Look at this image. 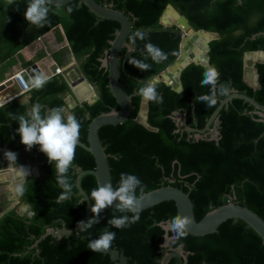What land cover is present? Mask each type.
Returning <instances> with one entry per match:
<instances>
[{
	"label": "trees",
	"instance_id": "obj_1",
	"mask_svg": "<svg viewBox=\"0 0 264 264\" xmlns=\"http://www.w3.org/2000/svg\"><path fill=\"white\" fill-rule=\"evenodd\" d=\"M111 3L113 8L123 11L131 22L129 37L137 29L146 34L144 41H137V51L132 56L143 59L144 44L151 42L168 57L152 65L149 71H141L128 63L126 47L121 49L119 81L126 93L132 94L141 86L139 79L149 80L162 71L179 54L177 28L159 24L166 4H172L182 13L194 29L214 31L219 38L209 42V63L219 73V82L228 83L233 90L253 97L264 105V62L255 64L258 87L249 85L244 79L243 56L247 51L264 50V0H96ZM28 0H15L9 6L0 0V79L4 72L19 59L26 67L20 50L29 46L40 36L61 26L68 45L52 53L53 59L62 64L67 49L77 61V70L94 86L98 98L93 103H77L68 108L65 98L71 94L64 73L46 78L44 86L30 88L25 95L27 102L12 99L0 105V147L17 154L13 166L39 163L41 174L23 182L24 191L19 193L20 204L0 217V264H113L107 252H93L87 248L90 239L97 238L106 228L116 232L110 249L123 252L131 264H160L168 251L163 243L166 231L163 224L177 215L174 201L167 200L141 210L137 223L122 229L108 225L113 215L131 216V212H119L109 207L99 216V223L85 232L57 238L47 235L34 243L47 227L73 228L84 221L86 202L76 187L77 170L94 169L93 155L77 145L74 167L69 169L72 191L69 198L57 203L62 189L55 178V166L34 145L27 150L20 142L16 129L18 122L9 113L24 115L37 102L46 111L53 107H64L66 114L74 115L81 123L79 140L87 144L88 126L93 117L119 108L108 86V70L103 58L110 47V40L120 24L112 19L100 18L78 0L56 7L50 5V23L44 27L30 25L24 17ZM19 9H15L16 7ZM74 7L69 14L67 8ZM133 44V43H132ZM44 52L38 53V58ZM204 66L191 63L181 72V93L164 82L157 84L163 96L162 103L148 101L147 123L149 129L137 120L142 97H131L129 117L118 124L104 125L98 129V137L108 154L112 185L118 184L121 172L136 175L146 186L145 192L163 185H171L186 192L192 203L195 219H201L211 209L225 204L229 197L235 203L245 205L264 219V116L253 113L254 107L241 98H232L219 110V140H207L212 134L196 139L194 132L186 127L202 129L219 102L208 108L196 100L200 94L208 93L201 87ZM231 91V92H232ZM176 113L181 119L176 120ZM86 117V118H85ZM184 121L185 125L181 124ZM212 128V126H211ZM44 160V161H43ZM81 186L89 196L98 187L96 178L86 174ZM139 194V189H137ZM18 194V192H17ZM83 203H80L83 201ZM90 205L92 201L89 199ZM28 205L20 213V205ZM31 212V214H29ZM92 218V212L90 211ZM183 244L189 252L185 264H264V243L261 237L243 220L228 219L217 230L206 235L188 233L186 238L175 241L173 248ZM168 264H179L172 257Z\"/></svg>",
	"mask_w": 264,
	"mask_h": 264
},
{
	"label": "water",
	"instance_id": "obj_2",
	"mask_svg": "<svg viewBox=\"0 0 264 264\" xmlns=\"http://www.w3.org/2000/svg\"><path fill=\"white\" fill-rule=\"evenodd\" d=\"M71 1L73 0H59L60 5ZM237 1L240 3L242 0ZM56 2L57 0H53V3ZM78 2L79 4L84 3L98 17L112 19L120 24V27L115 32L113 39L110 40V47L106 51L105 58H103V65L106 66L108 70V86L117 104L119 105V108H112L108 112H102L93 117L88 126L87 144L81 142L80 140L78 141V145L84 148L85 150L89 151L93 155L95 160L94 169L78 168V174L76 177V187L78 189V194H81L86 202V214L84 221L87 222V220L91 219L90 201L87 198L88 195L81 186V179L84 175L91 174L96 178L98 186L100 183L103 184L106 182H110L112 184L110 167L107 160L108 154L105 152L104 147L101 145V142L98 137V129L104 125L122 123L129 117L131 111V97L136 94L137 90L135 89L132 94H128L122 88V85L119 81V61L121 49L123 47L127 48L125 57L130 59L132 57V52L137 51L138 44L137 41L135 44H132L128 43L126 40L131 30V22L129 20L128 15L125 14L123 11L113 8L111 3L102 4L96 0H78ZM168 12L175 13L177 17L174 19L169 17ZM159 24L162 27L175 26L177 28V31L175 32V37L180 38L179 54L162 71L155 74L150 79L155 78L159 82H164L165 84L171 86V88H173L175 91L180 92L179 89L182 88L180 79L182 70L191 63L201 64L204 67L210 65L208 55L209 42L213 39L219 38V34L217 32L207 31L204 29H194L190 25L189 20L170 3L166 4L161 16L159 17ZM189 32H192V34H189ZM47 33L40 36L33 43L43 40ZM200 34H208L209 38L201 44V47L204 52L201 54H196L193 51V47L197 44ZM52 52L53 49H48L45 56H43L42 58H39L38 60L32 62L26 67L22 66L20 70L14 72L8 77L0 79V105L12 99H20L21 101L26 102L24 100L26 92L23 91L25 87L32 88L29 82L30 77H35V75L37 74H43L46 79L52 75H55L58 69L61 71V73L66 71V68L60 67L59 64L53 60ZM247 60L252 61L251 65L253 68L254 76L251 80H249L246 76ZM46 61H51V64L49 67V72H47V74L45 75L42 68L43 63ZM243 62L245 81L253 87H258V73L255 68V64L259 62H264V50H254L245 52L243 56ZM81 79L87 81L93 91V96L82 100L76 98V100H74L71 104L68 103L69 100H67L66 97L65 101L67 103L68 108H73L77 103L81 102H87L91 104L98 98L94 86L87 80V78L81 74ZM139 81L145 82V80L143 79H139ZM68 84L72 92V84L69 82ZM232 98L244 99L245 101L253 105V113H257L261 117L264 116L263 104H260L253 97H250L245 93L233 90L228 96L220 100L219 105L215 108V110L209 117L206 125L202 129L191 127H186V129L189 132H194V137L196 139L205 137L207 136V134L212 132V135L208 137L207 140L218 141V127L220 124L218 113L222 106L227 104L228 101H230ZM147 111L148 101H144L142 99L140 110L137 115V120L144 124L147 128L155 130V128L151 127L147 123ZM141 112H143L142 117H140ZM175 115L176 120L179 121L181 119V114L176 113ZM181 124L185 125V122L182 121ZM6 151L11 150L0 147V196L2 195L5 198L4 202L0 201V217L8 210L20 204V192H18V194H15V192H13L9 188V185L13 182L12 177H14L16 181L22 180L24 182L29 177H38L41 174L40 162L35 164L28 162L23 165L13 166L12 162H9L4 156V153ZM20 166L29 169V175L26 178H20L16 175V169ZM10 171H12V173ZM167 200L174 201L176 205L177 214L188 215L192 218L193 222L189 225L188 233L194 235L210 234L215 232L219 225L228 219H241L261 237L262 242L264 243V219L258 213L248 208L247 206L235 203L232 200V197H229V201L227 203L211 209L201 219L196 220L193 210V203L189 195L180 188L171 185H163L145 192L142 203V210ZM116 203H118V201L114 202L113 206L111 207L115 209ZM20 206L19 212L21 213L26 212L29 209V206L26 204L22 205V207ZM29 214H31V212ZM168 224L169 221L163 224V227L166 231L169 230ZM78 230V225L74 226L73 228H66L65 225H63L62 228L47 227L45 232L37 239L34 245H36L42 238L47 235H52L57 238H60L62 235H69L75 232L77 238H84L85 236L81 235ZM171 237L172 236H168V233L165 234V241L163 243V246L169 245V248L168 251L161 257L160 264H168L172 257H177L179 259V264H185L189 252H184L183 244H179L177 247L173 248L172 245L174 242H171ZM106 252L111 256L112 260L114 261L113 264H129V258L123 252H120L117 249H109ZM131 264H137V262L133 261Z\"/></svg>",
	"mask_w": 264,
	"mask_h": 264
},
{
	"label": "clouds",
	"instance_id": "obj_3",
	"mask_svg": "<svg viewBox=\"0 0 264 264\" xmlns=\"http://www.w3.org/2000/svg\"><path fill=\"white\" fill-rule=\"evenodd\" d=\"M11 6L15 0H6ZM50 5L60 6L59 0L53 3V0H28L24 10L25 20L36 27H44L50 23L49 12L52 11ZM15 9H19L17 6ZM74 11L73 6L67 8L71 14ZM133 44L136 41H144L146 34L143 30L137 29L129 37ZM143 59H137L132 56L128 63L135 66L141 71H149L152 67L146 61L150 58L152 62L159 64L165 61L168 54L162 49L151 43L144 44L142 51ZM64 73V72H62ZM201 87H208L209 92L200 94L196 100L205 104L208 108L214 107L218 102V97H226L232 91L228 83H220V73L215 66L208 65L202 73ZM29 82L34 89H41L46 83L43 74H37L30 77ZM158 80L153 78L149 81L142 82L137 89L136 95L142 97L144 101L162 103L163 96L157 91ZM180 93L182 88L179 89ZM64 107H53L46 111L43 106L37 102L24 115H15L9 113L13 121L18 122L16 131L19 134L20 142L30 150L34 145H39V150L47 156L48 162L55 166V178L59 188L63 191L57 200V203L69 198L72 191V183L69 178V169L74 167L76 148L79 141L81 123L74 115L66 114ZM86 118V117H85ZM4 156L9 162H16L17 154L13 151H6ZM16 175L20 178H26L29 175V169L20 166L16 169ZM146 186L134 174L121 172L118 184L114 187L110 182L99 184L91 190L88 199L92 201L90 211L92 218L85 221H79L78 227L80 232H85L92 228L94 224L99 223L100 213L113 206L117 202L115 209L119 212H131L133 215L115 216L108 220V225L115 229H122L137 223L140 219L143 198ZM139 189V194L137 193ZM17 192L24 191L23 186L16 188ZM81 201L80 203H83ZM192 218L188 215L177 214L172 217L168 224L169 231L173 234L171 242L179 241L186 238L189 232V225L192 224ZM116 238V232L109 231L107 228L95 239H90L87 248L93 252H106Z\"/></svg>",
	"mask_w": 264,
	"mask_h": 264
},
{
	"label": "crops",
	"instance_id": "obj_4",
	"mask_svg": "<svg viewBox=\"0 0 264 264\" xmlns=\"http://www.w3.org/2000/svg\"><path fill=\"white\" fill-rule=\"evenodd\" d=\"M59 34L63 36V31H62L61 26H58L57 28L51 29L47 33V35H45L43 40H41L39 42H35V43L23 48L22 50H20L19 53H20L21 57L25 61H31L32 59H30V58H32L35 53L38 55V53L44 52V56H45L48 49H53V52H55V51H59V50L65 48L68 45V44H66L67 40L65 39V37H63L62 40H59L58 39ZM37 58L38 57H36V60L39 59V58L38 59ZM73 63L77 65V61H76L75 57L67 49V51L62 56V64L59 66L62 68H66V70H68L73 65ZM16 64L4 72L3 78L12 75L14 72H16L19 68L22 67V62L19 59L17 60ZM50 64H51V61H46L43 63L42 69H43L44 73L49 72ZM70 95H72V94H70ZM68 97H70V96H68ZM68 97H67V100H70ZM28 99H29V96L25 95L24 100L27 102ZM4 200H5L4 196L1 195L0 201L4 202Z\"/></svg>",
	"mask_w": 264,
	"mask_h": 264
},
{
	"label": "bare ground",
	"instance_id": "obj_5",
	"mask_svg": "<svg viewBox=\"0 0 264 264\" xmlns=\"http://www.w3.org/2000/svg\"><path fill=\"white\" fill-rule=\"evenodd\" d=\"M168 16L171 18H176V14L173 12H168ZM189 34H192V32H189ZM209 38L208 34H200L199 40L197 42V44L193 47V51L196 54H201L203 53V49L201 47V44L204 43L207 39ZM252 61L251 60H247L246 62V76L249 80L253 79L254 73H253V68H252ZM45 75L47 74L44 73ZM65 77L67 78L68 82L72 84V92L73 95H70L69 97V101L68 103H72L74 100H76V98L82 100V99H86V98H90L93 96V91L91 89V87L89 86V84L87 83L86 80L81 79V77L78 75V73L75 70H70L68 72V74H66L65 72ZM143 116V112H141L140 117ZM12 173V171H10ZM9 175V174H8ZM10 177V176H9ZM13 178V182L9 185V188L15 192L16 188L19 186L23 185V181L19 180L16 181L14 177ZM16 194V193H15Z\"/></svg>",
	"mask_w": 264,
	"mask_h": 264
},
{
	"label": "rangeland",
	"instance_id": "obj_6",
	"mask_svg": "<svg viewBox=\"0 0 264 264\" xmlns=\"http://www.w3.org/2000/svg\"><path fill=\"white\" fill-rule=\"evenodd\" d=\"M57 28V27H56ZM66 44H68V43H66ZM36 57H38V55L35 53L34 54V56L32 57V58H30V59H32L31 61L32 62H34V61H36ZM38 59V58H37ZM15 65V64H14ZM17 65V64H16ZM18 67V66H17ZM11 68V67H10ZM9 68V69H10ZM8 70V69H7ZM18 70H20V68L18 69ZM17 70V71H18ZM70 70H75L77 73H78V75L81 77V73L77 70V65L76 64H74L73 63V65L70 67V69H68V70H66V71H64V74H65V72H66V74H68V72L70 71ZM2 79V78H1ZM71 94H72V92H71ZM73 95V94H72ZM74 96V95H73ZM68 97V96H67ZM69 98V97H68ZM20 207H22V205L20 206Z\"/></svg>",
	"mask_w": 264,
	"mask_h": 264
},
{
	"label": "built area",
	"instance_id": "obj_7",
	"mask_svg": "<svg viewBox=\"0 0 264 264\" xmlns=\"http://www.w3.org/2000/svg\"><path fill=\"white\" fill-rule=\"evenodd\" d=\"M59 73H61V71L58 69L56 74H59ZM29 89H30L29 87H25L23 92H27Z\"/></svg>",
	"mask_w": 264,
	"mask_h": 264
},
{
	"label": "flooded vegetation",
	"instance_id": "obj_8",
	"mask_svg": "<svg viewBox=\"0 0 264 264\" xmlns=\"http://www.w3.org/2000/svg\"><path fill=\"white\" fill-rule=\"evenodd\" d=\"M211 134H212V132H211ZM15 193L17 194V191H15ZM21 213V212H20ZM167 250H168V248H169V245H167V246H164Z\"/></svg>",
	"mask_w": 264,
	"mask_h": 264
}]
</instances>
